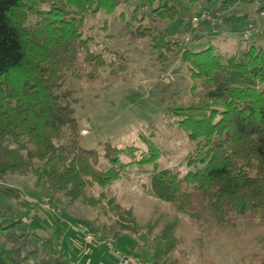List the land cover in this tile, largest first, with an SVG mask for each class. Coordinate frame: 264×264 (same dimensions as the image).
<instances>
[{
	"label": "trees",
	"instance_id": "1",
	"mask_svg": "<svg viewBox=\"0 0 264 264\" xmlns=\"http://www.w3.org/2000/svg\"><path fill=\"white\" fill-rule=\"evenodd\" d=\"M201 1L0 0V200L27 208L21 218L20 209L11 217L0 204V264H70L51 236L30 228L39 209L6 182L8 176H34L68 206L85 205L107 214L119 206L110 187L129 167L150 168L153 194L174 215L199 227L225 230L240 225L262 232L258 244L264 248L263 47L247 42L222 56L211 43L198 49L182 46L180 60L195 97L183 103L166 93L160 100L165 126H175L189 144L181 171L160 167L170 157L153 140L154 127L138 133L143 147L135 142L85 147L72 90L66 86L70 78L95 82L107 64L102 54L89 50L91 38L83 33L88 15L131 6L125 23L129 29L144 20L139 8L145 5L152 25L138 26V33L152 34L149 46L164 61L174 52L173 45L180 44L156 32V22L169 20L179 30L191 5ZM250 1L221 0L217 10ZM119 17L125 18L123 11ZM30 209L35 210L32 217ZM124 211L132 219V210ZM8 212L14 213L11 207ZM23 217L29 222H22ZM173 226L153 236L156 259L175 249ZM121 227L135 231L133 226ZM258 260L264 264V250Z\"/></svg>",
	"mask_w": 264,
	"mask_h": 264
},
{
	"label": "rangeland",
	"instance_id": "2",
	"mask_svg": "<svg viewBox=\"0 0 264 264\" xmlns=\"http://www.w3.org/2000/svg\"><path fill=\"white\" fill-rule=\"evenodd\" d=\"M220 2L202 0L191 5L190 15L179 30L169 20L156 22V32L164 33L180 44L178 47L173 45L174 52L164 61L158 57L159 52L149 46L152 34L138 33V26L152 25V20L146 16L145 5L139 8L144 20L134 22L129 29L125 23L130 19L131 6L120 5L113 14L87 16L83 33L91 38L89 50L102 54L107 64L95 82L72 78L66 82L72 90L75 117L85 147L100 148L103 142L119 146L135 142L143 147L138 133L154 127L156 136L153 140L164 147L170 157L161 162L160 167L184 169L189 144L175 126H165L160 101L166 93L183 103L195 97L190 88L192 80L180 60L182 46L186 44L198 49L211 43L222 56L232 54L252 41L264 48V0L238 3L223 12L217 10ZM122 11L125 18L119 17ZM202 12L208 17L194 27L192 18ZM225 16L228 20H224ZM253 26L258 29L256 34L245 40L242 32ZM201 89L199 85L198 90ZM66 136L67 130L64 129L62 141ZM151 179L149 167H129L110 187L119 206L115 212L107 214L85 205L68 206L34 176H8L6 182L18 189L29 204L38 207L39 212L32 218L30 228L51 236L62 247L64 257L73 264H112V261L117 264V257L106 244H84L81 229L94 231L101 239L110 237L114 248L122 255H131L149 264H259L258 255L264 250L258 244L262 232L247 230L240 225L225 230L215 226H196L174 215L168 205L153 194ZM42 198L46 199L47 206L39 203ZM0 204L3 212L11 217L20 209L22 213L18 215L21 218L27 210L14 200L1 199ZM8 207L13 209V214L8 212ZM126 209L132 210L130 220ZM122 224L133 226L135 231L123 229ZM171 224L174 225L172 236L177 243L175 249L156 259L153 236ZM148 228L151 231L146 237Z\"/></svg>",
	"mask_w": 264,
	"mask_h": 264
},
{
	"label": "built area",
	"instance_id": "3",
	"mask_svg": "<svg viewBox=\"0 0 264 264\" xmlns=\"http://www.w3.org/2000/svg\"><path fill=\"white\" fill-rule=\"evenodd\" d=\"M208 15L206 12H202L201 14L194 16L192 18V25L196 27L198 23L205 18H207ZM256 29H246L245 31L242 32V37L244 39H247L251 34H256L257 32ZM39 203H41L42 206H47L46 204V199L42 198ZM35 215V210L30 209V212L28 214L29 217H32ZM22 222L28 223L29 218L28 217H23ZM82 239L86 244H106V246L113 252V254L117 257V264H149L148 262L144 261H138L136 260L133 256L131 255H122L120 251L116 250L113 246V241L110 237L101 239L100 234L90 231V230H83L82 231Z\"/></svg>",
	"mask_w": 264,
	"mask_h": 264
},
{
	"label": "crops",
	"instance_id": "4",
	"mask_svg": "<svg viewBox=\"0 0 264 264\" xmlns=\"http://www.w3.org/2000/svg\"><path fill=\"white\" fill-rule=\"evenodd\" d=\"M60 241L62 242V239H60ZM71 255V254H70ZM116 261V260H115ZM70 264H73L72 261H69ZM102 262V261H101ZM113 264V261L111 262Z\"/></svg>",
	"mask_w": 264,
	"mask_h": 264
}]
</instances>
